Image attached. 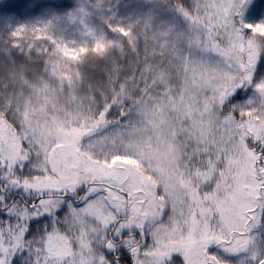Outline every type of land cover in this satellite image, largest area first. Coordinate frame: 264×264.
I'll return each mask as SVG.
<instances>
[{
  "label": "snow or ice",
  "instance_id": "1",
  "mask_svg": "<svg viewBox=\"0 0 264 264\" xmlns=\"http://www.w3.org/2000/svg\"><path fill=\"white\" fill-rule=\"evenodd\" d=\"M35 61L75 63V119L23 116L8 84ZM0 66V264H264V0L0 19Z\"/></svg>",
  "mask_w": 264,
  "mask_h": 264
},
{
  "label": "rangeland",
  "instance_id": "2",
  "mask_svg": "<svg viewBox=\"0 0 264 264\" xmlns=\"http://www.w3.org/2000/svg\"><path fill=\"white\" fill-rule=\"evenodd\" d=\"M135 3V0H130ZM72 6L67 11H56L49 7L47 4L39 3L26 14H12L2 18L9 22L10 28H15L20 25H36L39 23L53 20L56 17H63L64 13L70 12L73 7L78 3H87V0H71ZM53 35L56 38H62L65 40L75 39L79 41V37L73 32V29L64 20L57 19ZM119 55V53H117ZM69 67L68 64L58 65V76L55 80L49 75L48 81H44L43 74L44 68L40 66L39 61L29 62L27 70L16 80L9 82L8 87L14 91L16 101L24 109L23 116L33 120V122L42 120L44 116L54 118L56 114L61 116H68L70 119H75L76 115L81 109V103L75 95L70 98H66L62 91L59 90L57 80L63 79L69 81L73 75H77L75 63ZM87 63H96L103 66L104 61L98 58H87ZM85 72L92 74V69L85 66L83 68ZM5 69L0 66V73H3ZM97 81L102 76V69H98L94 73ZM77 75V79H78ZM99 96L100 93L97 92ZM83 96V94H81ZM100 102H102V97ZM91 103V100H85L84 104ZM67 109V110H66ZM23 118V117H22Z\"/></svg>",
  "mask_w": 264,
  "mask_h": 264
},
{
  "label": "trees",
  "instance_id": "3",
  "mask_svg": "<svg viewBox=\"0 0 264 264\" xmlns=\"http://www.w3.org/2000/svg\"><path fill=\"white\" fill-rule=\"evenodd\" d=\"M39 3L60 12L72 6L71 0H0V19L12 14H26Z\"/></svg>",
  "mask_w": 264,
  "mask_h": 264
}]
</instances>
